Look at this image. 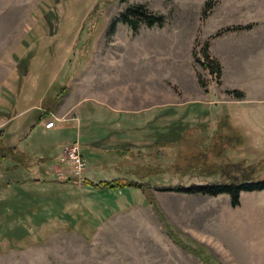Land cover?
<instances>
[{
  "label": "rangeland",
  "instance_id": "1",
  "mask_svg": "<svg viewBox=\"0 0 264 264\" xmlns=\"http://www.w3.org/2000/svg\"><path fill=\"white\" fill-rule=\"evenodd\" d=\"M0 137V264H264V190H162L264 182V0H0Z\"/></svg>",
  "mask_w": 264,
  "mask_h": 264
},
{
  "label": "trees",
  "instance_id": "2",
  "mask_svg": "<svg viewBox=\"0 0 264 264\" xmlns=\"http://www.w3.org/2000/svg\"><path fill=\"white\" fill-rule=\"evenodd\" d=\"M118 22L126 25L132 31H136L138 24H144L149 28H152L155 26L161 27L164 23V20L161 16L147 15V13L143 7L137 6V7L129 8L124 13H122L118 19ZM55 90H57L56 96L54 95L53 97H51L49 99H50V103L55 104V102H57L56 106H58L60 104V102L62 101L61 99L66 94V86H61L59 83L53 82L49 86V88L47 90V94L50 95ZM238 96H239V99H241L243 97L242 93H240V95H238ZM55 97H57V98L55 99ZM48 101L49 100L47 99V101L43 102L44 105L48 104ZM50 112L52 113V111H50V110L43 111L42 115L37 120V124L39 122H41L44 118L49 117L51 115ZM222 124H223L222 127L225 128L224 130L226 131V132L224 131V133H227V132L233 133L234 130L235 131L237 130L236 128H233L232 126H230L224 120H223ZM199 128L201 129V128H203V126L201 125ZM126 151H122L120 153L125 154ZM204 157H205V155L199 156V158H204ZM26 158H28L26 153L19 151L18 148L15 146H8L6 144V141L0 137V162H2V161H14L18 165H24ZM15 169H17V168H14L13 170H15ZM198 169H200V166H198ZM234 180H235V182L231 183V184L202 185V186L192 185V186H189L188 188H177V187L170 188V187H168V188H165L162 190L179 191V192H183V193L191 194V195H201V196H211V197H216L218 195L226 194V195L230 196V198H231L230 204L232 207H235L238 205V197H239L240 192H242V191L252 192V191L264 190V182L256 183V184H254V183L247 184V183H241L239 178H234ZM10 185L11 184L9 182L0 183V190L7 188ZM87 185L94 186V187L102 186V187H107V188L139 187L138 185H132L129 183H124L123 181H119V183H117V182H100L98 185H94V184L88 182ZM146 200H147V203L149 205H153L154 207H156V201L154 199V196L146 197ZM0 208H2V207H0ZM166 230H167L168 236L171 238V240L173 242L180 245L182 248L183 247L185 248V246L181 243V241L176 237V235L171 231V229L167 225H166ZM192 253H194L198 258H200V252L199 251L192 252Z\"/></svg>",
  "mask_w": 264,
  "mask_h": 264
},
{
  "label": "built area",
  "instance_id": "3",
  "mask_svg": "<svg viewBox=\"0 0 264 264\" xmlns=\"http://www.w3.org/2000/svg\"><path fill=\"white\" fill-rule=\"evenodd\" d=\"M53 127L54 123L52 122L45 124V129H52ZM60 163L70 167L73 170L74 175L79 179L85 171V161L81 156L78 145L76 144H71L66 148L60 159Z\"/></svg>",
  "mask_w": 264,
  "mask_h": 264
},
{
  "label": "crops",
  "instance_id": "4",
  "mask_svg": "<svg viewBox=\"0 0 264 264\" xmlns=\"http://www.w3.org/2000/svg\"><path fill=\"white\" fill-rule=\"evenodd\" d=\"M116 118H117V117H116ZM118 118H119V117H118ZM118 118H117V119H118ZM139 119H140V117L138 116V117H137V122H138ZM160 120H162V122H163V121H168V122H169V121H171V116H169L168 118H166V117L161 118ZM131 121H135L134 117H133V118L131 117ZM133 127L136 128V127H138V125H135V126L133 125Z\"/></svg>",
  "mask_w": 264,
  "mask_h": 264
}]
</instances>
